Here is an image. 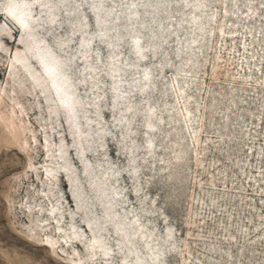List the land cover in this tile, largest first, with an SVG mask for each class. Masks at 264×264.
I'll list each match as a JSON object with an SVG mask.
<instances>
[{
	"label": "rangeland",
	"instance_id": "obj_1",
	"mask_svg": "<svg viewBox=\"0 0 264 264\" xmlns=\"http://www.w3.org/2000/svg\"><path fill=\"white\" fill-rule=\"evenodd\" d=\"M10 1L0 0V264H155L149 247L160 264H264V0H51L53 23L48 6L24 0L32 33L69 65L84 103L81 148L49 88L15 59L41 80L30 37L5 20ZM84 162L131 243L105 217ZM88 219L108 256L92 247Z\"/></svg>",
	"mask_w": 264,
	"mask_h": 264
},
{
	"label": "bare ground",
	"instance_id": "obj_2",
	"mask_svg": "<svg viewBox=\"0 0 264 264\" xmlns=\"http://www.w3.org/2000/svg\"><path fill=\"white\" fill-rule=\"evenodd\" d=\"M33 1L38 2L41 5L48 6L47 8H49L50 20L52 21V23L53 21L56 20L55 15L53 13L54 7L51 5L52 4L51 0H45V1L43 0L44 2H42L41 0H33ZM101 5H96L94 8V12L96 14L99 24L103 23V20L100 18V14H99L101 11ZM32 12L33 10L31 8L30 3L24 0L23 1L11 0L9 2V6L6 9L5 15L13 23L19 25L17 27L23 33V35L27 34L30 37V42L27 44L26 47L29 51L34 52L35 57H37V61L41 65V69L43 72L41 80L38 77H35L34 73L32 72V67H31L32 65H30L29 63L30 61L28 62L26 56H24L22 53L17 52L15 59L20 62L24 60L26 61V64L23 65L24 68L27 69L26 71L29 72L31 78L32 77L34 78V80L31 79L32 83L37 87H39L44 95H45V91L43 89V86L49 88L50 93L53 95V99L57 102L59 108H61L66 113L70 126L73 130L76 144H78L81 148L82 140H83L82 138H84V133L81 131V127H80L81 126L80 124H82L80 123V119H81L80 112H82V107L84 103H82V100L76 94L75 84L73 83L70 75L67 72L68 64L66 63V61L62 60L59 56H57L51 47L42 45V40L37 39L35 34L32 33V26L29 25V20L33 19ZM107 32H108L107 29H103L102 35L106 36ZM90 43H91V39L86 36H84L81 40V46L83 47L84 55L86 57H87V53H89L90 51ZM133 47L135 49L136 54L140 58H143L144 49L140 43L139 36L134 37ZM112 65H113L112 72H116V73L120 72L121 68L118 63L115 62L112 63ZM143 79L145 80L144 82L145 86L149 85V83L151 82L150 69L144 71ZM113 89L116 92L115 98L121 99L122 94L121 92H119L120 85L118 81L114 82ZM143 90H145V88ZM44 98L49 104L53 100L51 96L49 97L44 96ZM49 109L52 115L55 116L57 115V110L54 107V105L50 104ZM66 153H67L66 146L64 145L63 142H61L59 144L58 156L62 160V167L66 169V173H67L66 175L71 184V196L78 207L85 208L86 204H85L83 189L81 185H79L78 183L73 184V182H75L73 178L76 177L74 173H70V171L73 172L72 171L73 168L70 166V163L67 160ZM53 170L54 169L50 170V168L46 169L47 175L48 176L53 175L52 174ZM84 171L91 178L90 184L92 186V189L100 196L101 200L104 201V203L106 204L104 206L105 217L109 218V221L113 223L115 231L121 237V242L123 241V242L131 243L130 236L132 233L130 232L129 229L131 226L130 227L127 226V224H125L123 220H121L118 217V214L113 211L114 208L113 203L107 200L105 180L102 177L98 176V174L94 172V170L87 162H84ZM86 224H87L86 226L87 230L89 229L92 233V239H91L92 247L99 249L105 256H108L110 253H109V248L107 247V244L104 241L105 238L103 239L101 236L98 235V233L102 230V227H99L98 221L88 219L86 221ZM126 247L128 253H132V255L133 253H136L135 249H133L131 246L126 245ZM149 251L151 252L150 255H154V257L152 256V260L155 262V264H160V262L157 260V255L159 254V252L154 251L152 247L151 248L149 247ZM134 262L136 264H144L143 259L140 256H134Z\"/></svg>",
	"mask_w": 264,
	"mask_h": 264
},
{
	"label": "water",
	"instance_id": "obj_3",
	"mask_svg": "<svg viewBox=\"0 0 264 264\" xmlns=\"http://www.w3.org/2000/svg\"><path fill=\"white\" fill-rule=\"evenodd\" d=\"M7 23L14 24L10 19L6 18L5 19Z\"/></svg>",
	"mask_w": 264,
	"mask_h": 264
}]
</instances>
